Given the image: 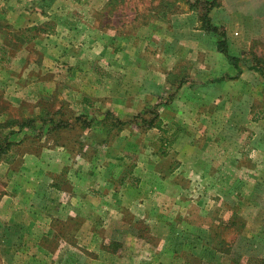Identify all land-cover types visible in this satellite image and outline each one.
<instances>
[{"label": "rangeland", "instance_id": "rangeland-1", "mask_svg": "<svg viewBox=\"0 0 264 264\" xmlns=\"http://www.w3.org/2000/svg\"><path fill=\"white\" fill-rule=\"evenodd\" d=\"M243 5L208 12L232 62L196 0H0V264H264V16Z\"/></svg>", "mask_w": 264, "mask_h": 264}, {"label": "crops", "instance_id": "crops-1", "mask_svg": "<svg viewBox=\"0 0 264 264\" xmlns=\"http://www.w3.org/2000/svg\"><path fill=\"white\" fill-rule=\"evenodd\" d=\"M241 1L244 4L243 5L244 7L242 9V15L244 17H247V16H258V15L262 16V17L264 16V0H241ZM246 4H247V7L245 6ZM239 6H240L239 9H241L242 5H239ZM242 33H244L243 30H242ZM263 33H264V30H263ZM229 40H232V42H233L234 38L229 37ZM226 45H227V51H228L229 47H231V46H230L229 43L226 44ZM230 55H232V54H230ZM10 129L14 130V129H17V128H15V126H12ZM19 129H18V131H19L18 133H22V132L27 130V129L24 130L22 127H21L20 130ZM22 138L23 137L17 138L18 141H20L19 146H21V150L18 152V153H20L19 156L22 157V161L23 162H26V161L34 162V165H33L34 167L33 168L36 169L35 165L42 161L41 156H40V151L38 153V151L35 148L33 150H30L29 147L33 146V144H34V147H36V141H38L39 139L38 138H36V139L34 138L33 141H31L27 137L25 138L26 140L25 139L21 140ZM36 174H37V172H36Z\"/></svg>", "mask_w": 264, "mask_h": 264}, {"label": "trees", "instance_id": "trees-1", "mask_svg": "<svg viewBox=\"0 0 264 264\" xmlns=\"http://www.w3.org/2000/svg\"><path fill=\"white\" fill-rule=\"evenodd\" d=\"M196 1L197 2H203V4H204V12L203 13L201 12L202 26L205 29L216 31L218 33V35H219V39L217 40L218 50L223 52L229 61L234 62L236 58L234 56L230 55L227 51L225 32L223 30L219 29L216 25L212 24L211 18L208 14L209 10L215 5V0H196ZM253 68H255V67H253ZM262 75H263V79H264V74L262 73ZM218 79H221V78H218ZM115 121H117V120H115ZM24 125H27V123L21 122V126H24Z\"/></svg>", "mask_w": 264, "mask_h": 264}]
</instances>
